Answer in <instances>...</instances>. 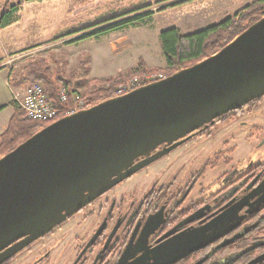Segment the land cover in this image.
Instances as JSON below:
<instances>
[{
    "label": "water",
    "instance_id": "1",
    "mask_svg": "<svg viewBox=\"0 0 264 264\" xmlns=\"http://www.w3.org/2000/svg\"><path fill=\"white\" fill-rule=\"evenodd\" d=\"M263 97L261 18L208 59L40 130L0 158V264L201 129Z\"/></svg>",
    "mask_w": 264,
    "mask_h": 264
},
{
    "label": "flooded vegetation",
    "instance_id": "2",
    "mask_svg": "<svg viewBox=\"0 0 264 264\" xmlns=\"http://www.w3.org/2000/svg\"><path fill=\"white\" fill-rule=\"evenodd\" d=\"M261 100L211 123L178 148L210 137L207 131L223 119L245 118ZM178 148L88 202L2 264H250L263 256L264 252L240 263L243 253L217 258L218 251L237 236L264 228V164H252L247 170L240 163L233 165L224 151L185 183L181 166L171 171L174 159L168 160L167 168L149 170ZM218 167V186L205 193L210 184L206 186L201 177ZM142 174L144 179L139 180ZM197 185L201 189L192 194ZM190 249L194 251L180 257Z\"/></svg>",
    "mask_w": 264,
    "mask_h": 264
},
{
    "label": "rangeland",
    "instance_id": "3",
    "mask_svg": "<svg viewBox=\"0 0 264 264\" xmlns=\"http://www.w3.org/2000/svg\"><path fill=\"white\" fill-rule=\"evenodd\" d=\"M17 1L0 0V15ZM160 1L164 0H118L119 6L112 7V13H110L114 16L113 19L126 15L140 3L152 6L145 12L153 11L155 13L148 20L138 22L135 26L85 41L81 43L82 48L75 53L71 52L70 47L64 48L61 41L66 40L65 38L60 41H50L47 44L49 46L41 52L18 56L12 63L15 69L10 76V85L0 78V108L8 104L7 102L13 99L15 95L19 94L21 97L24 95L27 90L28 65L32 61L45 60L53 76L63 81V84L59 85L61 94L66 93L63 88H65V83H69L70 92L75 98L79 94H85L93 86L94 80L126 74L138 67L141 59H144L150 69H163L166 66V59L160 46L161 31L179 28L182 34H194L240 13L245 6L257 0H192L165 10H160V8L181 3L183 0H171L157 6ZM114 2L117 3V0ZM102 3L105 8L103 18H107L110 14L106 11V7H110V3L113 1L104 0ZM146 5L145 7H148ZM158 10L160 11L158 12ZM100 17L102 18V16ZM84 18L86 17L80 12L74 17L75 23H80ZM63 28H69L68 21L63 24L61 29ZM116 41V49L113 50L111 44ZM65 42L69 43L70 40ZM98 45L101 46L99 49L97 48ZM10 68L7 67V69ZM154 74L165 75L164 72H154L133 80L144 82L146 77ZM76 102L79 101L74 99L68 108H76ZM12 115L13 109L11 107L5 108L0 113V134L8 126ZM253 128H261L263 133L250 137ZM207 133L211 136H202L200 140H193L188 146L179 147L167 160H161L162 162L156 163L149 170L153 172L156 168H167L168 160L174 159L176 163L171 167V171L174 167L181 166L178 170L181 169L182 182L185 183L193 172L202 171L205 164L213 162L215 154L224 151L227 152H224L223 155L233 161V165L240 163L247 170L252 164H264V97L257 102L250 115L238 120V122H232L230 118L223 119L220 123L211 126ZM229 149L230 151H228ZM231 149L234 151L232 152ZM219 169L220 167L213 171H207L208 173L205 172L206 176L202 175L201 180L204 178V183L207 182L205 185L210 184L205 193L217 188L216 179L220 175ZM143 175L139 176V180L144 179L145 175ZM199 186L197 185L192 194L198 193Z\"/></svg>",
    "mask_w": 264,
    "mask_h": 264
},
{
    "label": "trees",
    "instance_id": "4",
    "mask_svg": "<svg viewBox=\"0 0 264 264\" xmlns=\"http://www.w3.org/2000/svg\"><path fill=\"white\" fill-rule=\"evenodd\" d=\"M168 1L170 2L171 0L160 1L157 6ZM189 1L192 0H183L181 3L172 4L160 8V10L182 5ZM25 2L27 1L18 0L0 15V31L18 22L20 11ZM149 8H152V6L149 5L148 7L139 8L135 11L128 12L124 16L105 20L101 23L92 25V27L82 29L77 33L99 28L88 34L81 35L76 41L87 40L96 36H104L118 30H125L127 27L135 26L138 22H144L155 13L149 11L140 14V12L147 11ZM160 10H158V12ZM261 18H264V0H257L252 2V4L245 6L240 13L226 18L223 22L217 25L209 26L207 29L197 31L194 34H182L179 28L161 31L159 38L160 46L162 48L163 56L166 59V66L163 69H150L147 67L144 59H141L138 67L130 70L126 74H118L116 77H106V79L94 80L92 82L93 86L90 87L85 94H79L78 97L75 98H73L72 93L70 92L69 83H65V88L63 89L66 90V102L62 100V91L59 87L60 84H63V81L53 76L45 60L32 61L28 65L26 82L30 87L37 83L43 85L47 97L53 102L55 108L59 110L58 119H61L68 115V107L73 103L74 99L83 102L86 101L87 104L95 106L97 103L116 97L115 92L118 86L126 83V81H129L130 79H137L154 72H164L166 76H170L178 71L186 69V67L196 65L198 62L208 59V57L220 52V50L230 44L234 38L241 35L245 29L253 25V23L261 20ZM67 37H69V34L54 41H60ZM10 106L13 108V115L7 128L0 135V158L14 150L21 143L25 142L51 123L40 122L29 118L25 111L14 100L10 103ZM5 108V106L1 107L0 113ZM232 114H234V112L225 115V117ZM262 133L263 130L261 128H255L251 132L250 137H255ZM263 224L264 221L262 225ZM263 231L264 228L261 230L260 226L253 228L248 234L239 237L238 240L228 245V247L220 249L217 253V258L223 259L232 254L239 255L240 253H243L238 261L240 263L251 259V257L262 254L264 252V244L263 246H257V244L264 242V240L262 241V239H264Z\"/></svg>",
    "mask_w": 264,
    "mask_h": 264
},
{
    "label": "crops",
    "instance_id": "5",
    "mask_svg": "<svg viewBox=\"0 0 264 264\" xmlns=\"http://www.w3.org/2000/svg\"><path fill=\"white\" fill-rule=\"evenodd\" d=\"M110 1H113V3H110V7H106L108 14L112 13V7L119 6L118 0L117 3L114 2V0ZM102 2H104V0H30L24 3L20 11L18 22L0 31V78L10 85V76L15 69L12 63L13 61L15 62L18 56L41 52L49 46L47 44L50 41L56 40L64 35L69 34L66 40H70V44L66 43V40L61 42L64 48L70 47L73 53L82 48L81 43L101 37L96 36L91 39L76 41L81 35L88 34L99 28L77 33L82 29L92 27V25L101 23L105 20L113 19L114 16H112V14L107 16V18H103L105 15L103 14V10L105 11V8ZM105 3L108 4V2ZM145 5V3H140L131 11L145 7ZM80 12H82L86 18L81 20L80 23H75L74 17L79 15ZM142 13L147 12H140V14ZM100 16H102L103 19ZM67 21L69 28L64 29V27L61 29L63 24ZM116 43L117 41L111 44L113 50L116 49ZM100 47L101 46L98 45L97 48L99 49ZM7 67L11 68L7 69ZM26 87L28 89L30 85L27 83ZM12 101L13 99L7 102L8 104L5 105L6 109L11 107L10 103ZM2 133L3 131L1 134Z\"/></svg>",
    "mask_w": 264,
    "mask_h": 264
},
{
    "label": "built area",
    "instance_id": "6",
    "mask_svg": "<svg viewBox=\"0 0 264 264\" xmlns=\"http://www.w3.org/2000/svg\"><path fill=\"white\" fill-rule=\"evenodd\" d=\"M164 78H166V75L164 74H154L146 77L144 82L131 79L129 82L126 81V83L118 86L115 92L116 97L125 95L129 93V91L140 88L141 86L161 81ZM14 100L25 111L27 116L33 120L40 122H53L59 117V110L56 109L53 102L49 100L43 85L40 83L27 89L22 97L19 94L15 95ZM62 100L65 102L67 101L65 93L62 94ZM75 104V106H77L76 108H68V115H73L91 107V105L87 104L85 101H79Z\"/></svg>",
    "mask_w": 264,
    "mask_h": 264
}]
</instances>
